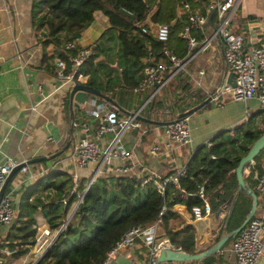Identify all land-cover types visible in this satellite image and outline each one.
Returning a JSON list of instances; mask_svg holds the SVG:
<instances>
[{
	"label": "crops",
	"instance_id": "1",
	"mask_svg": "<svg viewBox=\"0 0 264 264\" xmlns=\"http://www.w3.org/2000/svg\"><path fill=\"white\" fill-rule=\"evenodd\" d=\"M190 1L199 3L202 0ZM258 5L259 0H246L237 9L234 29L244 35L248 41L247 48L259 44L261 34L264 32V7L259 8ZM194 13L199 11L195 10ZM249 17L253 19L249 20ZM212 23L214 25L213 20ZM111 30L107 18L96 13L93 22L84 30L77 42L80 47L98 43L99 49L93 58L91 71L102 85L110 79L113 80L111 85L115 83V77L122 69L117 67L119 63L117 33ZM201 55L203 54L195 59ZM54 57H57L56 54ZM197 60L200 63V60ZM206 63V65L211 63V57L206 59ZM225 73L224 63L220 70L214 67H196L193 74H196L197 80L204 85L201 88H205L206 95L202 100L183 90L181 84L175 81V77L166 81L169 78L168 74L164 76L162 82L165 83L162 85L137 90L115 89L107 93V103L101 98H95L98 104L107 106L108 110L114 105L116 109L113 111L119 118L137 115L141 118L139 120L143 127L127 132L121 139L123 149L133 153V159L130 161L102 162L99 159L88 163L84 168H78L73 155L74 145L81 139L89 138L102 150L111 135L95 139L93 132H85V125L92 130L96 123L84 105L75 109L69 106L66 114L64 100L69 97L72 84L47 72L42 65L41 45L31 23V0H0V166L8 162H26L28 167L26 173L18 172L14 175L3 193L11 201L14 219L19 214L23 193L50 173L61 172L71 178L76 176L78 184L84 183L85 186L98 178L128 176L141 179L152 174L164 177L184 168L193 154L201 150L211 138L227 131V128L219 129L221 124L213 121L210 125V121L215 120L214 117H210L211 114L224 112L228 105H233L236 108L235 117L243 113L254 123L258 122L259 117L264 114L255 100L236 102L221 96L218 100H210L187 118L190 144L174 147L167 152L161 151L154 156L149 154V148L153 143L163 141L164 127L182 118L188 111L208 99L206 84L210 83L208 86H211L216 80L217 87ZM209 74L211 80H208ZM83 76L88 81L89 76ZM213 106H218L220 111L212 109ZM232 119L229 116L227 120ZM43 157L46 158L43 162L29 163L33 159ZM123 168L126 169L125 172L121 170ZM48 194L54 195L52 191ZM37 199L45 202L43 195H40L32 199L31 204L37 202ZM76 210L77 203L71 206L66 217L67 223L75 215ZM173 211L177 213L181 223L176 230L186 226L194 228L196 252L213 246L221 233L219 224L222 223L225 213H219L217 216L211 212L209 216L195 220L184 206L176 205ZM255 217L264 221V194H258ZM32 219L36 225L49 231L43 217L42 205L33 212ZM10 226L0 227V241L6 238ZM45 240L48 239L45 237ZM165 246L175 247L163 235L161 228L152 224L135 239L130 248L117 253L111 264H152V260L158 256L159 247ZM230 249L229 245L213 253L211 255L213 264H236ZM178 250L180 251L179 248ZM258 264H264V256Z\"/></svg>",
	"mask_w": 264,
	"mask_h": 264
},
{
	"label": "trees",
	"instance_id": "2",
	"mask_svg": "<svg viewBox=\"0 0 264 264\" xmlns=\"http://www.w3.org/2000/svg\"><path fill=\"white\" fill-rule=\"evenodd\" d=\"M179 1L31 0V23L41 45L42 65L47 72L57 77L60 71L55 62L60 60L65 65V69L62 70L63 75H69L72 58L79 53L81 47L76 45L74 49L66 50L64 44L79 39L93 22L95 14L100 13L107 18L110 29L117 33L119 46L117 67H122L121 72L115 77L113 86L111 79L104 85L97 81L91 71L93 58L99 49L98 43H95L88 47L94 55L77 69L74 77L88 75L86 85L98 91L101 100L106 103L107 93L115 89L137 90L140 88L143 70L149 62L150 53L153 55V62L160 58L159 53L163 46L179 58L186 55V43L179 38L186 25V17L177 15ZM185 1L189 2L192 12L198 10L201 14L208 4L207 0L199 3ZM155 12H157L156 25L169 26L170 35L166 44L157 41L154 33L150 32L154 26L149 20ZM143 30L147 32L144 33ZM211 34L212 28L207 24L204 32L197 35L198 39L202 40ZM55 54L57 57H54ZM174 77L183 90H191L187 71H182ZM193 95L198 100H202L201 92L194 91ZM64 105L67 114L70 106L69 97L64 100ZM232 133L239 134L238 128ZM224 134L226 131L217 134L201 150L196 151L185 166L186 173L179 180V188L168 185L163 195L151 185L141 187L140 179L128 176L98 178L88 189L84 183H80L76 191L70 193L73 187L71 176L61 172L48 174L23 193L19 214L11 222L4 239L8 243L7 247L18 250L14 255L16 259L29 251L30 248L25 246H34L36 224L32 214L42 205L43 217L50 234L58 233V236L45 256L36 264H101L106 254L129 230L136 227L144 228L148 224L157 222L163 235L182 253L195 255L207 251L211 247L196 252V232L193 227L175 229L181 223L173 208L181 205L191 214L193 207H202L204 202L198 198L197 192L198 188L203 186L211 212L225 213L221 223V233L213 246L224 235L238 229L249 215L253 201L245 190H240L238 193L235 169L253 143L264 134V130L245 132L241 134V139L234 141L230 137L225 139ZM208 144L212 146L207 147ZM263 152L264 149L254 159V168L251 165L245 167L250 170L248 177L243 175L247 189L253 190L257 197L253 174L255 171H260V162L264 160ZM49 191L54 195L50 196ZM182 192L186 194L185 198L182 197ZM40 195H43L45 202L37 199V202L31 204L30 201ZM63 196L67 197L66 204L61 202ZM80 197L82 200L78 204L74 223L62 229L71 206L77 203ZM234 237L229 238L221 249L231 245ZM213 263L214 260L210 255L201 262L162 264Z\"/></svg>",
	"mask_w": 264,
	"mask_h": 264
},
{
	"label": "built area",
	"instance_id": "3",
	"mask_svg": "<svg viewBox=\"0 0 264 264\" xmlns=\"http://www.w3.org/2000/svg\"><path fill=\"white\" fill-rule=\"evenodd\" d=\"M208 4L204 13H194L191 11L189 2L185 0L179 1V8L177 15L186 17V25L183 31L179 34V38L186 43V55L183 58L177 57L171 53L165 46L162 47L158 61L153 62V55L150 53V59L143 70V78L141 80L140 88L151 87L155 85H162L165 75H169L166 80L172 79L180 71H183L187 65L192 62L199 54L206 52L209 48L217 49L222 56L226 73L221 78V83L215 88V91L209 94L212 101L218 100L223 96L236 102H247L255 100L259 109L264 114V32L261 34V42L259 44L249 46L247 48V40L244 35L235 31L234 22L237 9L246 0H207ZM264 0H259V8L264 7ZM213 14L212 20L216 31H212L210 36H205L202 40L198 39L197 34H202L208 24V18ZM149 23L154 27L151 33H154L157 41L166 44L169 40L170 29L168 25H154L149 20ZM146 33V30H143ZM221 41L222 50L218 41ZM79 39L74 41H67L64 44V49L72 50L77 45ZM94 52L88 47H81L79 53L72 58L71 71L69 75H63L62 70L65 65L62 61L56 60V67L59 69L58 78L67 80L71 84L85 85L87 82L86 77L83 75L77 76L75 74L77 69ZM202 76L203 73H200ZM229 75L232 76V82L228 83ZM234 84V85H233ZM87 110L92 115L95 121V128L90 129L85 125L84 130L86 133L93 132L95 139H103L106 135H111L110 140L104 149H99L93 139H81L73 147V155L76 160L78 168H84L88 163L96 162L100 159L102 162H126L133 159L132 151H126L122 147V137L124 134L131 130H139L143 127V123L137 118V115L132 114L125 118H119L115 113L116 108L110 106V110L103 104H98L95 99L85 102ZM76 125V124H75ZM163 141L161 143L155 142L149 148V154L154 156L161 151H170L174 147L186 146L190 144V129L188 126L187 118L177 119L164 127ZM50 140V139H49ZM208 144L207 147H211ZM214 159L213 157H211ZM251 167H255L252 162ZM22 166L19 170L20 173H26L28 167L26 162H8L0 166V191L5 183L6 178L10 175L14 168ZM120 171V169H118ZM125 172V168L121 169ZM121 171V172H122ZM185 167L172 175L160 177L158 175H147L140 179L141 187L151 185L159 194L163 195L168 185L179 188V180L185 176ZM255 181V191L257 194H264V160L260 162V171H255L253 174ZM78 178L72 177L73 187L70 193L76 191L78 188ZM93 183L86 186V189ZM183 193V192H182ZM198 198L203 200L202 207L195 206L191 210V214L195 220H200L207 217L211 213L210 205L208 204L205 196L203 186L198 188ZM186 197V194H182ZM67 197L63 196L61 202L66 204ZM80 197L78 204L81 202ZM14 219L11 201L8 196L3 195L0 199V227L8 226ZM151 223L144 228L136 227L129 230L123 237L114 245V247L106 254L104 261L101 264H111L114 257L120 251L130 248L135 239L140 237L145 230L152 226ZM67 222L62 227L65 228ZM50 235L48 229H43L36 225V241L34 246L29 247V251L19 257L14 258L17 254V249H9L7 242L0 241V264H19L23 258H28L22 264H35L42 254L51 247L54 238L50 241L45 240V237ZM231 246V253L235 257L236 264H258L260 259L264 256V221L261 218H252L248 224L234 237ZM172 247V246H170ZM175 248V247H173ZM178 249V248H177ZM37 255V257H34ZM36 258H38L36 260ZM152 264H156V259L152 260Z\"/></svg>",
	"mask_w": 264,
	"mask_h": 264
},
{
	"label": "water",
	"instance_id": "4",
	"mask_svg": "<svg viewBox=\"0 0 264 264\" xmlns=\"http://www.w3.org/2000/svg\"><path fill=\"white\" fill-rule=\"evenodd\" d=\"M213 14L214 13H212L210 17L208 18V24L210 25L212 30L215 32L216 29L212 23ZM150 21L154 25L157 24V12H155L151 16ZM216 39L222 50V44H221V41L218 39V36H216ZM231 82H232V76L229 75L228 83H231ZM100 97H101V94L98 91H96L95 89L87 85L73 84L69 92V99H70V104H71L70 108H74V109L79 108L81 105H84L85 102L91 99L100 98ZM210 100H211L210 98L205 99L204 101L199 103L197 106H195L193 109L188 111L182 118L190 117L193 113L197 112L199 109L203 108L206 104H208ZM85 108L87 109V106H85ZM137 118L141 119L138 116ZM263 149H264V134L253 143L248 153L240 159L238 166L235 169L236 179H237L238 187H239L238 193L240 192V190H245L246 193L252 198V201H253L251 211L249 215L247 216V218L245 219V221L242 223V225L238 229H236L234 232H232L231 234L224 235L223 238L216 245H214L207 251H204L199 254L187 255L179 251L176 247L175 248L170 247V246L169 247H166V246L159 247L158 256L156 258V264H162V263H168V262H190V261L200 262L204 260L206 257L219 251L229 238L236 236L248 224V222L255 215V211L258 205V197L253 190L247 189V186L243 179V173H244L245 167L247 165H250ZM45 160H46L45 157L37 158V159H33L29 161V163L33 164V163L43 162ZM21 167L22 166H18L14 168L13 171L10 173V175L6 178L5 183L0 191V199L3 196V193L8 183L11 181L14 175L19 172ZM219 213L220 212L217 213V216H219ZM56 237L54 238L53 242L55 241ZM47 251L48 249L42 254V256L38 259L36 263H38L45 256Z\"/></svg>",
	"mask_w": 264,
	"mask_h": 264
},
{
	"label": "rangeland",
	"instance_id": "5",
	"mask_svg": "<svg viewBox=\"0 0 264 264\" xmlns=\"http://www.w3.org/2000/svg\"><path fill=\"white\" fill-rule=\"evenodd\" d=\"M111 31L116 33L114 30H111ZM202 54L203 55H201L200 57L197 58L200 60V63L198 62L197 59H195L194 61L190 62L189 65H187V67H185L183 71H187V73L189 74L190 83H191V90H188L187 92H189L193 95L194 91H198V92H201L202 96L204 97L206 95L205 94V88H201L204 85L200 82V80H197L196 74H193L194 70L196 69V67H214L217 70H220V68L223 67V60L221 57V53L217 49H214L213 47L209 48L206 52H204ZM208 57H211V63L206 65L207 64L206 59ZM181 72L182 71H180L179 73H181ZM209 75H210L209 76L210 79H208V80H211V74H209ZM208 84L210 85V83H208ZM208 84H206V91L208 92V94H211L215 91L217 81L214 80V82L211 84V86H208ZM193 96L195 98H197L195 95H193ZM212 109H216V110L220 111L218 106H213ZM235 115H237L236 114V108L233 105H228L226 107V111L220 112V113H214V114L210 115V117H212V118L214 117V119H215V120L210 121V125L212 124V121H213L214 123L221 124V127H219V129L224 130L227 128L226 134H224V138L225 139L229 138V137H227V135H229L230 139H232L233 141L236 139H241L242 138L241 134H244L245 132H248V131L253 132V131L258 130V129L264 130V116L259 117L258 122L254 123V121L250 120L249 116H245L243 113L240 114V116L235 117ZM229 116H231L233 119L228 121L227 119ZM257 116H255V118ZM252 117H254V116H252ZM235 128H238L239 134H233L232 133V131ZM240 141H242V140H240ZM262 158H264V152L262 153ZM249 173H250V170L248 168L245 169L244 173H243L244 177H248ZM74 217H75V215H73L69 219L67 226L72 225L74 223ZM66 222H67V220H66ZM220 227H221V224H219V228ZM54 236L55 235L50 234L46 238L50 241L54 238ZM37 259L38 258H36V260Z\"/></svg>",
	"mask_w": 264,
	"mask_h": 264
},
{
	"label": "bare ground",
	"instance_id": "6",
	"mask_svg": "<svg viewBox=\"0 0 264 264\" xmlns=\"http://www.w3.org/2000/svg\"><path fill=\"white\" fill-rule=\"evenodd\" d=\"M28 258L26 257V258H23V259H21L20 260V263H21V261L23 262V263H25V261L27 260Z\"/></svg>",
	"mask_w": 264,
	"mask_h": 264
}]
</instances>
